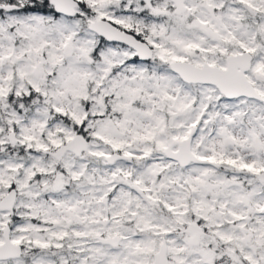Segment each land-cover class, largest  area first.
Listing matches in <instances>:
<instances>
[{"label":"snow or ice","instance_id":"6c2138e0","mask_svg":"<svg viewBox=\"0 0 264 264\" xmlns=\"http://www.w3.org/2000/svg\"><path fill=\"white\" fill-rule=\"evenodd\" d=\"M0 264H264V0H0Z\"/></svg>","mask_w":264,"mask_h":264}]
</instances>
